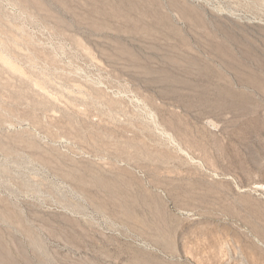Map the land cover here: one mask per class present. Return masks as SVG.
Returning <instances> with one entry per match:
<instances>
[{
  "label": "rangeland",
  "instance_id": "1",
  "mask_svg": "<svg viewBox=\"0 0 264 264\" xmlns=\"http://www.w3.org/2000/svg\"><path fill=\"white\" fill-rule=\"evenodd\" d=\"M263 90L264 0H0V264H264Z\"/></svg>",
  "mask_w": 264,
  "mask_h": 264
},
{
  "label": "bare ground",
  "instance_id": "2",
  "mask_svg": "<svg viewBox=\"0 0 264 264\" xmlns=\"http://www.w3.org/2000/svg\"><path fill=\"white\" fill-rule=\"evenodd\" d=\"M251 68V67H250ZM257 72V71H256ZM260 74V73H259ZM263 80V79H262ZM251 84V83H250ZM262 91V90H261ZM264 91V90H263Z\"/></svg>",
  "mask_w": 264,
  "mask_h": 264
}]
</instances>
